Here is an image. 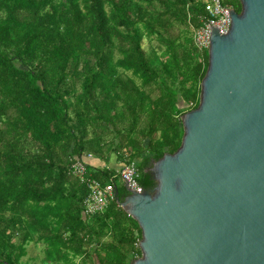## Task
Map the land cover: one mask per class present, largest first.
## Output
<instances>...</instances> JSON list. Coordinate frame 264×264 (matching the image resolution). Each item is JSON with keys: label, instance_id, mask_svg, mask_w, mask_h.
Instances as JSON below:
<instances>
[{"label": "trees", "instance_id": "16d2710c", "mask_svg": "<svg viewBox=\"0 0 264 264\" xmlns=\"http://www.w3.org/2000/svg\"><path fill=\"white\" fill-rule=\"evenodd\" d=\"M206 1L0 0V264L142 257L114 176L135 163L154 191L150 169L181 147L209 67L194 41ZM222 1L241 12L240 0ZM78 161L88 178L114 181L103 212L84 213ZM32 244L43 258L26 259Z\"/></svg>", "mask_w": 264, "mask_h": 264}, {"label": "water", "instance_id": "95a60500", "mask_svg": "<svg viewBox=\"0 0 264 264\" xmlns=\"http://www.w3.org/2000/svg\"><path fill=\"white\" fill-rule=\"evenodd\" d=\"M240 3L228 34L210 27L200 104L155 190L119 201L142 230L132 264H264V0Z\"/></svg>", "mask_w": 264, "mask_h": 264}, {"label": "built area", "instance_id": "2783aa9c", "mask_svg": "<svg viewBox=\"0 0 264 264\" xmlns=\"http://www.w3.org/2000/svg\"><path fill=\"white\" fill-rule=\"evenodd\" d=\"M207 18L203 21L194 34L196 46L201 51L209 52L211 46L210 27L218 29L220 34L229 33L232 26L230 16L231 7L225 5L222 0H207L205 3ZM74 173L79 177L81 182L87 186L89 194L84 202V213L87 216L103 212L107 206L116 199V186L113 179L104 184L101 181L87 177V168L85 163L78 161L74 164ZM121 177L123 183L132 191L143 193L145 190L141 186L140 172L135 163L128 164L121 168L116 177Z\"/></svg>", "mask_w": 264, "mask_h": 264}, {"label": "rangeland", "instance_id": "374dc122", "mask_svg": "<svg viewBox=\"0 0 264 264\" xmlns=\"http://www.w3.org/2000/svg\"><path fill=\"white\" fill-rule=\"evenodd\" d=\"M40 247L41 246H35L32 244L29 247V256L26 259H29V258L41 259V258H43L44 257L43 249Z\"/></svg>", "mask_w": 264, "mask_h": 264}, {"label": "crops", "instance_id": "0c3cea01", "mask_svg": "<svg viewBox=\"0 0 264 264\" xmlns=\"http://www.w3.org/2000/svg\"><path fill=\"white\" fill-rule=\"evenodd\" d=\"M98 161L96 160L95 161V163H97ZM97 165H100V163H98ZM37 246H41L40 248H42L43 249V247H42V245L40 244V245H37ZM95 259V258H94Z\"/></svg>", "mask_w": 264, "mask_h": 264}]
</instances>
